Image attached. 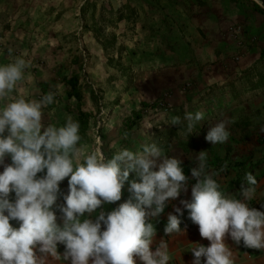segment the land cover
I'll list each match as a JSON object with an SVG mask.
<instances>
[{"label": "clouds", "instance_id": "1", "mask_svg": "<svg viewBox=\"0 0 264 264\" xmlns=\"http://www.w3.org/2000/svg\"><path fill=\"white\" fill-rule=\"evenodd\" d=\"M25 68L26 61L20 57L0 66V99L14 91ZM53 102V94L48 93L40 100L19 97L0 109V165L4 166L0 172V264H43L47 255L57 254L58 245L64 246L62 255L70 264H169L165 240L153 249L156 228L150 221H158L168 204L189 186L191 199L180 200L183 208L175 207V214H167L164 231L186 234L179 216L189 210L201 237L210 242L208 246L193 244L191 264H233V253L225 242L228 236L238 246L264 249V211L249 203L258 186L251 172L246 173L247 186H242L237 198L224 194L215 173L207 171V150L194 152L190 177L182 158L163 155L155 143L144 144L137 152L122 148L111 158H105L99 148L86 153L79 145L78 121L69 116L59 127L42 121V109ZM203 119V111L186 110L183 120L175 116L171 124L186 122L190 135ZM231 122L226 118L210 125L205 140L212 146L226 143ZM6 156L11 163H5ZM38 173L44 175L38 177ZM68 177L64 194L60 182ZM126 183L127 200L104 211L103 205L121 201ZM61 195L64 203L58 204ZM57 212L62 223L57 222Z\"/></svg>", "mask_w": 264, "mask_h": 264}, {"label": "rangeland", "instance_id": "2", "mask_svg": "<svg viewBox=\"0 0 264 264\" xmlns=\"http://www.w3.org/2000/svg\"><path fill=\"white\" fill-rule=\"evenodd\" d=\"M236 1L55 0L58 8L68 6L73 13L72 18L78 22L82 20L87 36L80 47L76 41L75 46L80 52L76 58L60 59L56 67L52 66L55 60H39L41 77L53 69L57 72L53 88L43 92L42 97L52 93L54 101H67L66 80L74 75L81 77L79 90L82 101L78 103L76 99H71L70 103L68 100L65 113L75 121L80 112L90 116L80 133L79 142L86 153L99 148L106 158L114 150L127 148L137 152L142 151L144 144L155 143L163 155L182 158L184 172L190 177V169L196 163L194 152L207 150V165H210L207 171L215 173L220 190L226 195L241 198L242 187L233 185L243 175L240 167L264 156V132H261L264 128V89L257 92L251 90L264 77V1L240 0L246 2L248 8L232 11V4L239 3ZM253 4L263 12L254 9ZM93 6H96L95 20L98 25L102 29L108 27L102 33L104 38L99 41L90 31ZM111 10L115 13L112 17L109 15ZM119 10L124 16L120 23L116 14ZM76 11L79 12L77 18L74 17ZM83 11H86V16ZM241 13L247 20L232 22L231 17ZM112 36L116 38V50H105L101 45L106 40L114 41ZM234 39L236 47L229 49L228 42ZM219 48L224 49L236 63L239 57L246 54H260V58L247 69L242 81L236 77L234 81H226L222 85L208 83L206 77L213 76L218 69L209 61L212 60L210 55L212 50ZM81 49L86 51V57ZM203 59L207 63L200 66ZM229 83L237 84V87H228ZM241 90L245 91V96ZM235 98L238 99L236 103L227 105ZM186 110L193 113L201 110L204 113V119L195 125L198 129L203 125L204 129L194 128L187 138L186 122L180 126L171 124L175 116L183 120ZM136 114L141 115V122L132 128L130 120ZM226 118L232 121L229 125L231 135L226 143L212 146L205 140L209 126ZM173 133L177 137H173ZM258 168L253 170V175L261 178L264 166ZM3 170L2 165L0 171ZM42 175L38 173V177ZM69 179L60 182L64 194L68 192ZM193 182L190 179L189 185ZM127 187L126 183L121 201L105 204L103 210H112L127 200ZM14 195L12 193L11 197L14 198ZM182 199H191L190 186L186 193L168 204L158 221L153 219L150 222H167L168 213H174L175 207L183 208ZM250 202L260 210L254 199ZM57 203H64L62 195ZM99 211L92 213V218ZM188 213L189 210L184 209L183 215L179 216L181 229L187 227L186 234L166 235L165 229L160 227L156 230L153 247L160 240L169 244L180 241L183 235L189 238L198 235L199 227L192 222L190 215H186ZM57 216V222L62 223L59 212ZM84 218H87V213ZM11 223L19 227L16 221ZM63 252L64 246L58 245L57 254Z\"/></svg>", "mask_w": 264, "mask_h": 264}, {"label": "crops", "instance_id": "3", "mask_svg": "<svg viewBox=\"0 0 264 264\" xmlns=\"http://www.w3.org/2000/svg\"><path fill=\"white\" fill-rule=\"evenodd\" d=\"M236 2L239 3L232 4V11L243 7L248 8L246 2L240 0ZM252 7L257 10V5L253 4ZM78 13L76 11L75 18L78 17ZM72 17L71 8L68 6L65 9L58 8L55 0H0V66L13 63L17 57L26 61L23 78L17 82L13 92L0 99V109L19 97L26 100H40L46 91H50L47 89L53 88V80L57 79L55 76L57 72L53 69V71H49L47 75L41 77L39 60H55L52 66L56 67V62L60 59L68 57L74 59L77 55H80L75 43L77 41L80 47L82 41L86 39L87 29L82 26L81 19L78 22ZM231 19L232 22L247 20L242 13L232 16ZM236 43V39L230 40L227 47L229 49L236 47ZM223 50L219 48L211 52L210 59L212 60L209 61L213 62L211 64L218 66V69L213 76L206 77L208 83H220L222 85L223 82L234 81L236 77H239V81H242L243 76H246L247 69L256 63L260 56V54L255 53L246 54L244 57H239L238 63H236V60H232L231 56ZM81 52L86 57V51L81 49ZM206 63L207 61L205 62L204 59L203 62L200 60V66L206 65ZM227 85L228 87H234L235 84L229 83ZM255 88L256 86L251 90ZM241 91L245 92L244 90ZM234 93L239 94L236 91ZM67 98L69 97L67 96ZM71 99H68L70 103ZM68 100L65 102L54 101L44 107L42 109V121L57 127L63 126L68 118L65 113L69 105ZM237 100L235 98L232 102L236 103ZM76 118L78 120V116ZM5 163H11L10 156L5 157ZM254 201L260 205V210L264 211V175L258 183ZM197 242L206 244L205 246L210 243L207 239L201 237L200 232L192 238L183 235L180 241L169 244L166 242L170 255L169 264H191L193 255L190 250L194 246L193 244ZM225 242L233 253V264H264V249H260L257 254L251 255L236 245L230 236L226 237ZM153 249H155V246ZM43 264H70V261H66L62 254H56L55 256L47 255ZM137 264H140V262L138 261Z\"/></svg>", "mask_w": 264, "mask_h": 264}, {"label": "trees", "instance_id": "4", "mask_svg": "<svg viewBox=\"0 0 264 264\" xmlns=\"http://www.w3.org/2000/svg\"><path fill=\"white\" fill-rule=\"evenodd\" d=\"M256 8H257L258 11L263 12V10L259 6H257ZM83 12H84V16H86L87 15L86 11H83ZM103 12H106L104 8H103ZM114 14L115 13L113 12V10H111L109 12V15L111 17L114 16ZM116 14H118V23L122 22V20L124 19L122 10L117 11ZM95 16H96V6H93L92 7V18H91L92 22H91V30L90 31L94 34V38L99 41L100 39L104 38L102 33L105 32V30L108 27H105V28L102 29V27L98 25V21L95 20ZM114 25H116V23ZM112 37H113L114 41L110 42V40H106V42L101 45L105 50H108L109 48H112L113 51L116 50V48H115V46L117 44L116 38H115V36H112ZM105 39H107V38H105ZM80 81H81V77H79L77 75H74L71 78H69V80H66V84L69 87V92L67 94L68 97L70 99L71 98L76 99L78 101V103H81V101H82V93L79 90ZM261 89H264V77L263 76L257 82L256 88L254 89V91L261 90ZM231 103H234V102H230V104H227V105H231ZM89 119H90V116L88 114L83 113V112L79 113L77 121L79 122V125H80V130H79V135L80 136H81L80 133H82L83 130L85 129L86 124L88 123ZM130 122H131V127L132 128L135 127V126H138L139 123L141 122V115L140 114H136V116L134 118H132L130 120ZM203 127L204 126L202 125V127H200V129L203 130L204 129ZM195 129L196 130H200V129H198V127H196ZM185 136L187 138V137H189V134H186ZM173 137H177V136H175V134L173 133ZM116 152H118V151L114 150L113 152H109L106 155V158H111ZM260 165L264 166V156L262 158H257L256 160H250L248 165L243 164L240 167L241 172L243 173V175L241 177H238L233 185H240L241 187L242 186L246 187L247 186V182H246V179H245L246 173L251 172L253 174L254 173L253 170L257 169ZM209 167H210V165H207V168H209ZM257 170H259V168ZM43 175H44V173H43ZM260 179L261 178H259V177L257 178L258 183H259ZM249 203H250V206L255 207V206H253L252 202H249ZM255 208H257V207H255ZM109 211H111V210H109ZM186 215L189 216L190 213H188ZM152 223H153L154 227L156 228V230L159 229L160 227L165 229L166 224H167L166 221L165 222L162 221V222H158V223L157 222H152Z\"/></svg>", "mask_w": 264, "mask_h": 264}, {"label": "built area", "instance_id": "5", "mask_svg": "<svg viewBox=\"0 0 264 264\" xmlns=\"http://www.w3.org/2000/svg\"><path fill=\"white\" fill-rule=\"evenodd\" d=\"M239 247H241L243 250H245L247 253H249L251 255H255L259 252V250H256V249L245 248L242 243H241V245H239Z\"/></svg>", "mask_w": 264, "mask_h": 264}]
</instances>
